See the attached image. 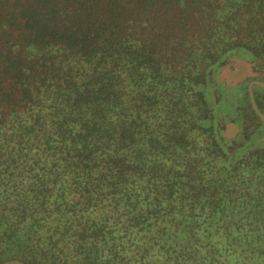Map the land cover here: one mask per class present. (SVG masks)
I'll return each instance as SVG.
<instances>
[{"label":"trees","instance_id":"1","mask_svg":"<svg viewBox=\"0 0 264 264\" xmlns=\"http://www.w3.org/2000/svg\"><path fill=\"white\" fill-rule=\"evenodd\" d=\"M0 264H264V0H0Z\"/></svg>","mask_w":264,"mask_h":264},{"label":"rangeland","instance_id":"2","mask_svg":"<svg viewBox=\"0 0 264 264\" xmlns=\"http://www.w3.org/2000/svg\"><path fill=\"white\" fill-rule=\"evenodd\" d=\"M252 73L250 63L244 59H235L231 65H227L222 70V75L224 78L237 81L243 79L245 76ZM231 89H236V86H233ZM232 125L227 126V130L230 131Z\"/></svg>","mask_w":264,"mask_h":264}]
</instances>
